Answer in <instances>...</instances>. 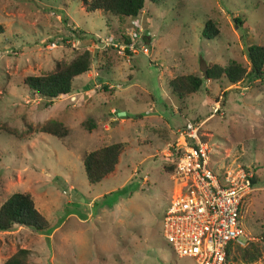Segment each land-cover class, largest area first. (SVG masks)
I'll return each instance as SVG.
<instances>
[{
	"label": "rangeland",
	"instance_id": "rangeland-1",
	"mask_svg": "<svg viewBox=\"0 0 264 264\" xmlns=\"http://www.w3.org/2000/svg\"><path fill=\"white\" fill-rule=\"evenodd\" d=\"M208 20L219 31L212 40L201 36ZM0 25V126L13 133L0 130V205L27 192L49 226L0 231V264L18 249L29 252L25 264H195L177 257L161 234L162 215L184 181L169 147L183 146L178 134L188 121L199 125L213 169L253 175L242 223L262 249L248 264H264V66L259 79L235 84L203 77L213 63L249 69L245 48L264 47V0H161L121 20L87 13L80 0H0ZM77 27L99 36L100 45L140 28L142 44L132 59L93 41L59 47ZM85 49L90 71L73 79L69 95L49 100L29 92L25 77L51 73ZM182 75L203 77L199 90L174 94L169 82ZM46 120L62 121L68 134L41 133ZM114 143L124 147L115 171L90 184L84 155ZM240 252L228 264H246Z\"/></svg>",
	"mask_w": 264,
	"mask_h": 264
},
{
	"label": "trees",
	"instance_id": "trees-1",
	"mask_svg": "<svg viewBox=\"0 0 264 264\" xmlns=\"http://www.w3.org/2000/svg\"><path fill=\"white\" fill-rule=\"evenodd\" d=\"M160 1L161 0H80L81 6L85 12L89 13L100 11L105 14L117 16L120 20L136 18L144 9L146 3L156 4ZM235 22H237V24L239 23L238 25L241 26L239 19L235 18ZM75 30L77 31L70 32L73 35L75 34L74 36H62V42H65L66 40H77L79 43L89 46L90 42L93 41L97 44H95L96 48L103 46L104 52H115L118 48L114 47V45H123L125 48L121 57H128L129 59H132L133 55L137 53V51L132 52L129 49V46L133 44V38L130 36L129 32L128 34L126 32L121 33L119 34V37H113V39L110 40V43L105 46L99 44L101 42L99 36L88 35L84 30L79 29L78 27ZM3 32L4 28L0 25V34ZM218 34L219 31L215 28L213 21L208 20L202 29L201 36L204 39L212 40L216 38ZM88 36H90L89 38L91 40ZM109 36L112 37V35ZM143 38L141 40H143ZM145 39H147L146 36ZM145 39L144 43H147L148 45V42ZM134 44L137 50V47L142 43L140 44L138 39V41L136 40ZM149 49L150 48L148 47V53ZM245 50L249 63V69L246 70L235 62H230L226 66L213 63L204 68L203 77L206 76V79L208 80H216L220 77H225L232 84H235L246 77L248 80L259 79L263 75L264 47L252 44L247 46ZM141 53L143 52L141 51ZM91 54L88 49H85L69 63L57 64L53 72L40 76H27L24 78L23 82L30 93L39 95L49 100H54L59 96L69 95L72 92L73 79L90 71ZM203 77L201 78L195 75L178 76L169 82V87L177 96L185 97L199 90L203 83ZM100 79L101 78H99V81H101ZM106 84L107 83H105V85ZM63 124L64 123L62 121L58 122L56 120H46L42 124L38 125V131L56 137H64L68 134V128ZM0 130H5L6 132H9L8 134L10 135L13 134L1 126ZM15 134L16 133H14V135ZM123 148V144L114 143L87 152L82 160L87 181L90 184L99 183L102 180H105L109 174L113 173L119 162ZM251 181L254 187L253 175ZM124 189L125 188L111 193L114 194L116 192L117 194L122 195V191ZM123 194L125 195L126 193ZM15 225L30 227L37 232H46L49 228L46 218L36 209L31 195L27 192H15L8 196V198H6L0 205V231H9ZM252 242L253 241H250L245 247L237 246L234 248L240 249V256L242 261L246 264L255 262L262 255V249L260 246ZM233 250L228 248L227 261ZM28 254L29 252L26 249H18L16 253L8 258L3 264H25Z\"/></svg>",
	"mask_w": 264,
	"mask_h": 264
},
{
	"label": "built area",
	"instance_id": "built-area-1",
	"mask_svg": "<svg viewBox=\"0 0 264 264\" xmlns=\"http://www.w3.org/2000/svg\"><path fill=\"white\" fill-rule=\"evenodd\" d=\"M140 31L129 33L132 52L137 51L134 43L141 38ZM65 43L77 49L70 40ZM63 45L61 42L59 47ZM52 46L57 47L56 42ZM114 47L123 54L125 46ZM140 51L147 54L148 47L142 45ZM199 131V125L186 122L178 134L183 146L175 141L169 147L174 174L184 181L162 215L161 234L179 258H191L195 264H228V248L245 247L253 241L242 223L245 199L254 188L252 174L243 167L221 172L213 169Z\"/></svg>",
	"mask_w": 264,
	"mask_h": 264
},
{
	"label": "water",
	"instance_id": "water-1",
	"mask_svg": "<svg viewBox=\"0 0 264 264\" xmlns=\"http://www.w3.org/2000/svg\"><path fill=\"white\" fill-rule=\"evenodd\" d=\"M118 115L120 117H124L125 116V112H119ZM78 197H80V196H78ZM81 201H84V199L81 198Z\"/></svg>",
	"mask_w": 264,
	"mask_h": 264
},
{
	"label": "crops",
	"instance_id": "crops-1",
	"mask_svg": "<svg viewBox=\"0 0 264 264\" xmlns=\"http://www.w3.org/2000/svg\"><path fill=\"white\" fill-rule=\"evenodd\" d=\"M82 75H84V74H82ZM89 91H91V90H89ZM89 91H85V92H89Z\"/></svg>",
	"mask_w": 264,
	"mask_h": 264
},
{
	"label": "clouds",
	"instance_id": "clouds-1",
	"mask_svg": "<svg viewBox=\"0 0 264 264\" xmlns=\"http://www.w3.org/2000/svg\"><path fill=\"white\" fill-rule=\"evenodd\" d=\"M210 159H211V157H210Z\"/></svg>",
	"mask_w": 264,
	"mask_h": 264
}]
</instances>
